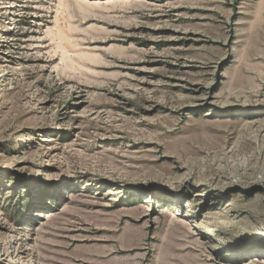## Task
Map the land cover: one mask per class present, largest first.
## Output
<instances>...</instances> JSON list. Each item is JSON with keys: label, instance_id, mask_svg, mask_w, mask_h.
Masks as SVG:
<instances>
[{"label": "rangeland", "instance_id": "obj_1", "mask_svg": "<svg viewBox=\"0 0 264 264\" xmlns=\"http://www.w3.org/2000/svg\"><path fill=\"white\" fill-rule=\"evenodd\" d=\"M0 264H264V0H0Z\"/></svg>", "mask_w": 264, "mask_h": 264}]
</instances>
